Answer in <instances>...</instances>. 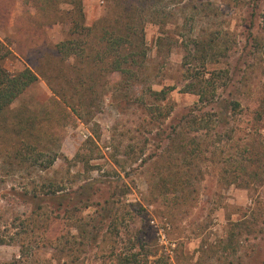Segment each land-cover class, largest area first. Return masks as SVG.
<instances>
[{
	"label": "rangeland",
	"instance_id": "rangeland-1",
	"mask_svg": "<svg viewBox=\"0 0 264 264\" xmlns=\"http://www.w3.org/2000/svg\"><path fill=\"white\" fill-rule=\"evenodd\" d=\"M114 1L83 0L88 43L64 61L55 44L82 34L69 5L0 0L5 66L39 76L0 128V262L23 249L24 264H100L138 243L166 264H264V0H136L166 23H144L141 63L122 74L102 39L120 25ZM209 81L212 100L188 87ZM24 137L53 164L19 163Z\"/></svg>",
	"mask_w": 264,
	"mask_h": 264
},
{
	"label": "trees",
	"instance_id": "trees-1",
	"mask_svg": "<svg viewBox=\"0 0 264 264\" xmlns=\"http://www.w3.org/2000/svg\"><path fill=\"white\" fill-rule=\"evenodd\" d=\"M139 1L144 2V0H139ZM62 2L66 3L70 7L67 11V14L70 17L72 33L74 34L82 33L77 39L75 38L66 39L60 43L55 44L59 53L64 54L63 56L64 61H67L69 57H71L75 53L81 54L83 52V50L85 49L88 43L83 33L88 34V32L92 30V28L88 27L85 24V11L83 6V0H62ZM46 3L48 5H53L56 3V0H46ZM158 3L159 2L157 0H147L146 3L144 4L147 6L146 9L148 8L154 9L157 8ZM112 8L114 12L118 14V18L115 19V21H117L118 24L120 25L114 28L113 25L110 28H108L107 26H106L107 28L103 27L105 30H103L102 39L103 41L106 42V44L104 43L105 44L104 53L112 52L118 55L116 58L112 59L108 63L109 68H111V72H119L121 74L131 73L133 66L140 65L141 63L140 60H137L134 57L136 55H140L139 47L144 42L143 37H138L139 33L143 31L144 23L147 21V22H154L159 25H164L166 23V18H165L166 12L162 9L157 10L153 13V15L150 18L144 20L145 9L143 5H142L143 9H139V5L136 2V0H115ZM262 18L264 22V11L262 13ZM117 28L118 30H116ZM129 46L138 47L137 50L130 52L131 53L130 57H133L132 59L128 58L126 53H123V48ZM12 55H14L13 48L8 42H6L0 37V128L3 129L7 128L6 121L7 119H9L7 113L10 112L13 103L28 89V87H30L32 84L37 82L39 79L38 74L30 66H27L24 69L17 72H11L10 70H8L7 67L5 66V61ZM76 81L78 84L81 85V87L85 85V80L80 77ZM90 86L91 85L87 86L86 88H89ZM188 87L200 93L202 95V98L207 97L208 100H212L214 98V97H210L209 93L210 92L214 93L217 89V87L210 81L208 82V85H204V86H197L196 83L192 82L188 84ZM172 89L173 88H169V89L163 88L159 91H153L152 93L153 94L155 93L160 100H165L168 98L170 90ZM232 104L234 110L241 109L240 102L234 101ZM70 106L72 108L74 107L73 105ZM17 116L18 115H16L15 117ZM219 119L223 121L225 118L223 115H219ZM26 122L27 121L24 119L22 115L19 118H17L15 124L19 129L24 130ZM20 142L32 148L28 156L27 154L21 152L20 154L14 155V158L18 159L19 163L26 162L28 159L30 160L32 159L31 160L32 162L40 163V165L43 166L45 169L48 168L51 164H53V162L55 161L56 154L55 155L50 154L48 152H45L43 149L35 146V144H32L31 142H26L25 137ZM82 151L85 153L83 148ZM17 153H19V151H17ZM44 156L48 157L47 162L45 163L44 160H42ZM51 185L54 186L55 184L53 183ZM37 186H39V184ZM58 190H60V188L52 190V193L54 194ZM40 194L41 192L38 189H36L34 191V197L32 198L31 202L34 203L37 202V199ZM25 201L30 202V199L25 197ZM52 202L56 203L57 200L53 199ZM100 217L105 218L103 214ZM102 220L103 219H100V221ZM97 223H99V220ZM103 224L105 226L101 227L103 228L102 230L108 227V222H106L105 220L103 221ZM87 235H88L87 237L91 238L90 239L91 242H95L96 244L97 241L100 240L98 239V237H95L94 232H89V234ZM0 241H4V240H0ZM51 244H53V242H51ZM134 244H133L134 247H131L127 251L119 250L113 247L108 250H103L104 252L103 257L105 255V258L100 264H166L167 263L166 261L161 260V258L150 261L149 260L150 255H152L156 251L145 250L142 249L143 245L141 247V245H138V243H134ZM136 246H139L138 247L139 250H133L136 249ZM26 257H28V255L26 254V252H24L23 249H21L20 253L16 255L12 260H9L7 262H0V264H24V262L26 261L25 260Z\"/></svg>",
	"mask_w": 264,
	"mask_h": 264
}]
</instances>
